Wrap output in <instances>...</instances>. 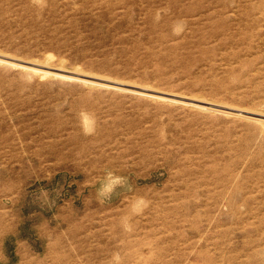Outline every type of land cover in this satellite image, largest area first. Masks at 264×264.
<instances>
[{
    "label": "rangeland",
    "instance_id": "1",
    "mask_svg": "<svg viewBox=\"0 0 264 264\" xmlns=\"http://www.w3.org/2000/svg\"><path fill=\"white\" fill-rule=\"evenodd\" d=\"M0 264H264V0H0Z\"/></svg>",
    "mask_w": 264,
    "mask_h": 264
},
{
    "label": "clouds",
    "instance_id": "2",
    "mask_svg": "<svg viewBox=\"0 0 264 264\" xmlns=\"http://www.w3.org/2000/svg\"><path fill=\"white\" fill-rule=\"evenodd\" d=\"M38 5L42 6V0H37ZM85 133L88 134L91 130L88 128L84 129ZM125 178L118 176L114 173H106L105 176L100 180V186L97 189V197L104 199L110 197V195L115 191V189L122 185Z\"/></svg>",
    "mask_w": 264,
    "mask_h": 264
}]
</instances>
